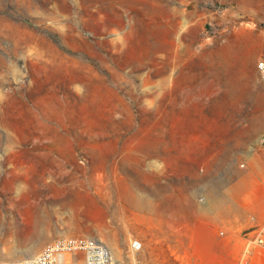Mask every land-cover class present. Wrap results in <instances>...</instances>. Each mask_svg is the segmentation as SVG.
I'll return each instance as SVG.
<instances>
[{
    "label": "rangeland",
    "instance_id": "obj_1",
    "mask_svg": "<svg viewBox=\"0 0 264 264\" xmlns=\"http://www.w3.org/2000/svg\"><path fill=\"white\" fill-rule=\"evenodd\" d=\"M260 30L264 0H0V262L87 236L117 264H198L120 189L148 167L200 199L246 170Z\"/></svg>",
    "mask_w": 264,
    "mask_h": 264
},
{
    "label": "crops",
    "instance_id": "obj_2",
    "mask_svg": "<svg viewBox=\"0 0 264 264\" xmlns=\"http://www.w3.org/2000/svg\"><path fill=\"white\" fill-rule=\"evenodd\" d=\"M262 146L250 156L244 172L216 180L204 201L193 192L190 181L162 184L158 172L143 167L120 189L127 216L131 211L153 218L166 215L172 226L169 231L184 234L179 244L191 251L198 264H207L201 251L213 249L222 251L219 264H264V247L248 245L250 231H264Z\"/></svg>",
    "mask_w": 264,
    "mask_h": 264
},
{
    "label": "built area",
    "instance_id": "obj_3",
    "mask_svg": "<svg viewBox=\"0 0 264 264\" xmlns=\"http://www.w3.org/2000/svg\"><path fill=\"white\" fill-rule=\"evenodd\" d=\"M260 76L264 78V60L257 64ZM264 145V136L261 139ZM242 168L245 164L241 165ZM204 201V197L200 198ZM252 237L248 245L264 247V231H250ZM223 235V233H221ZM133 248L142 249V243L133 242ZM113 254L107 244L97 238L87 236L59 237L31 258L3 261L0 264H112ZM247 264V263H246Z\"/></svg>",
    "mask_w": 264,
    "mask_h": 264
},
{
    "label": "bare ground",
    "instance_id": "obj_4",
    "mask_svg": "<svg viewBox=\"0 0 264 264\" xmlns=\"http://www.w3.org/2000/svg\"><path fill=\"white\" fill-rule=\"evenodd\" d=\"M107 246L111 249V252L113 254V263L112 264H117V259H116L115 255H114L113 249L109 245H107ZM31 257H33V255H29V257H25V258H31Z\"/></svg>",
    "mask_w": 264,
    "mask_h": 264
}]
</instances>
